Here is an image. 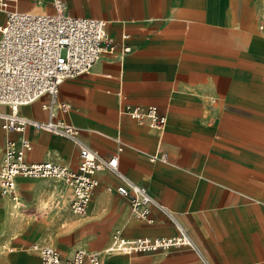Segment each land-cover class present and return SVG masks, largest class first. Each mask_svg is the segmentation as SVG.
I'll return each instance as SVG.
<instances>
[{
    "label": "crops",
    "instance_id": "0c3cea01",
    "mask_svg": "<svg viewBox=\"0 0 264 264\" xmlns=\"http://www.w3.org/2000/svg\"><path fill=\"white\" fill-rule=\"evenodd\" d=\"M64 1L68 15L105 21L117 48L89 73L60 85L59 100L70 108L57 118L75 126L102 157L118 155L120 171L177 214L208 264H264V0ZM18 10L54 12L51 0H18ZM123 46L130 51L122 53ZM47 101L42 96L19 112L45 121ZM126 104L156 106L165 129L121 114ZM1 107L7 106L0 113L10 111ZM21 136L32 145L28 163L76 168L78 149L68 139L32 127L9 135ZM6 137L0 129V164ZM155 153L167 161H151ZM96 177L83 216L70 211L68 186L18 177L21 204L0 195V264H40L34 247L42 246L63 258L77 249L104 252L117 229L125 239L175 234L157 211L151 224L133 217L116 193L119 178ZM101 260L204 264L188 248Z\"/></svg>",
    "mask_w": 264,
    "mask_h": 264
},
{
    "label": "built area",
    "instance_id": "2783aa9c",
    "mask_svg": "<svg viewBox=\"0 0 264 264\" xmlns=\"http://www.w3.org/2000/svg\"><path fill=\"white\" fill-rule=\"evenodd\" d=\"M51 2L52 14H33L18 10V0H0V13L4 17L0 25V105L10 108L9 112L0 113V129L7 136L0 164V195L16 202L19 199L18 177L52 179L71 189L70 211L76 216H83L99 184L97 173L110 172L119 178L116 193L127 200L133 217L151 224V214L157 211L173 225L175 234L125 239L117 229L104 252L77 249L69 258H63L52 246L34 247L39 252L40 264H102L103 254L156 253L173 248L191 249L204 264H208L177 214L120 171L118 155L102 157L81 140L75 126L57 118L58 111L67 113L70 108L59 100L60 85L89 73L101 55L116 50L117 43L108 35L105 21L68 15L64 0ZM129 51L128 46H123L122 53ZM42 96H48V101L42 105L48 111L47 120L40 121L20 114L21 106L29 105ZM158 109L153 105L126 104L120 113L163 131L167 119ZM30 127L71 141L78 149L76 168L51 161L28 163L26 155L32 148L29 139L21 136L15 140L9 135L22 134ZM150 160L166 162L167 155L155 153Z\"/></svg>",
    "mask_w": 264,
    "mask_h": 264
},
{
    "label": "rangeland",
    "instance_id": "374dc122",
    "mask_svg": "<svg viewBox=\"0 0 264 264\" xmlns=\"http://www.w3.org/2000/svg\"><path fill=\"white\" fill-rule=\"evenodd\" d=\"M3 23V17L0 15V24H2ZM1 109H4V110H7L8 108L7 107H1ZM1 199H2V197L0 196V201H1ZM11 201V200H10ZM19 203H20V197H19V199L17 200ZM16 201V202H17ZM12 202V201H11ZM15 203V202H14ZM21 204V203H20ZM20 204L18 205V207H20ZM11 207H12V205H10ZM18 207H17V209L15 210V214L16 215H20L21 214V212H23V210H25V208H24V205L23 206H21V209H18ZM13 208H12V210H8L9 211V215H10V211H12V214H13ZM7 248H9V247H7Z\"/></svg>",
    "mask_w": 264,
    "mask_h": 264
},
{
    "label": "bare ground",
    "instance_id": "6f19581e",
    "mask_svg": "<svg viewBox=\"0 0 264 264\" xmlns=\"http://www.w3.org/2000/svg\"><path fill=\"white\" fill-rule=\"evenodd\" d=\"M17 202H18V201H17ZM15 203H16V202H15ZM13 209H14V208H13ZM10 215H13V214H12V211H10Z\"/></svg>",
    "mask_w": 264,
    "mask_h": 264
}]
</instances>
